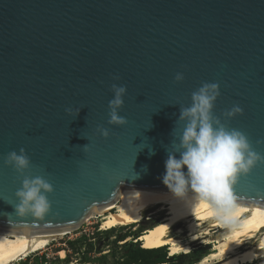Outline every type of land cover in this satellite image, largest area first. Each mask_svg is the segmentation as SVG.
<instances>
[{
	"label": "water",
	"instance_id": "1",
	"mask_svg": "<svg viewBox=\"0 0 264 264\" xmlns=\"http://www.w3.org/2000/svg\"><path fill=\"white\" fill-rule=\"evenodd\" d=\"M113 83L123 126L107 123ZM203 83L219 85L216 116L243 109L227 125L264 153V0H0V231L77 228L118 188L163 185L180 106ZM21 148L25 175L53 186L43 218L14 210L23 177L3 160ZM234 190L264 203V164Z\"/></svg>",
	"mask_w": 264,
	"mask_h": 264
},
{
	"label": "clouds",
	"instance_id": "2",
	"mask_svg": "<svg viewBox=\"0 0 264 264\" xmlns=\"http://www.w3.org/2000/svg\"><path fill=\"white\" fill-rule=\"evenodd\" d=\"M119 80V76L112 77ZM184 79L183 72H177L174 82ZM113 98L108 102L107 123L123 126L127 123L120 116L126 87L113 83ZM220 95L217 83H203L191 93L189 106H180V114L172 132L173 140L166 149L168 157L164 162L163 185L179 200L186 201L197 208H206L209 216L225 227L235 226V212L238 196L235 185L241 176L249 174L257 165L264 164V153L252 148L248 137L235 128H229L227 122L236 115H242L243 109L233 105L218 117L213 109ZM81 108L75 110L78 116ZM65 112L73 113L72 108ZM183 127L178 135L174 134L177 123ZM101 137L107 138L109 131L97 127ZM257 144L264 140H257ZM83 146V150L87 149ZM5 167H11L18 176H22L20 187L15 192L17 203L14 206L18 216L31 215L43 218L50 211V202L46 194L53 192V186L41 176L25 175L31 160L23 148L8 152L3 160Z\"/></svg>",
	"mask_w": 264,
	"mask_h": 264
},
{
	"label": "bare ground",
	"instance_id": "3",
	"mask_svg": "<svg viewBox=\"0 0 264 264\" xmlns=\"http://www.w3.org/2000/svg\"><path fill=\"white\" fill-rule=\"evenodd\" d=\"M162 211L163 216L137 238L145 247L167 246L170 255L188 253L200 239L212 250L198 264H250L258 259L264 264V203L239 196L235 226L225 227L206 208L175 198L163 185L131 184L118 188L110 203L84 215L77 228L94 217L106 228L137 224ZM77 228L46 234L0 231V264L20 260ZM58 253L64 256L62 249Z\"/></svg>",
	"mask_w": 264,
	"mask_h": 264
},
{
	"label": "rangeland",
	"instance_id": "4",
	"mask_svg": "<svg viewBox=\"0 0 264 264\" xmlns=\"http://www.w3.org/2000/svg\"><path fill=\"white\" fill-rule=\"evenodd\" d=\"M163 214L164 211L158 212L150 215L148 220L145 219L137 224L117 225L112 228L104 227L99 218L94 217L80 224L77 229L65 235L61 240L52 241L45 248L35 251L11 264H121L120 259L126 251L125 246L131 243L135 237L133 233L138 229L144 231L157 222ZM124 232L129 233L130 236H127L123 241L117 242L114 240L116 235ZM70 241H74V244H69ZM60 249L64 251L63 257L58 253ZM211 250V245H205L199 239V241L191 244L190 251H200L202 258ZM83 253L89 257L87 262H81L79 259ZM166 253L167 256L184 254L180 252L170 255L167 246ZM200 259L191 264H198ZM261 261L258 259L250 264H259Z\"/></svg>",
	"mask_w": 264,
	"mask_h": 264
},
{
	"label": "trees",
	"instance_id": "5",
	"mask_svg": "<svg viewBox=\"0 0 264 264\" xmlns=\"http://www.w3.org/2000/svg\"><path fill=\"white\" fill-rule=\"evenodd\" d=\"M142 229H138L133 238V241L125 246L126 251L121 257V264H191L195 263L201 258L200 251H190L183 255L167 256L166 246L149 248L141 244L138 240ZM129 233L124 232L115 236L114 240L119 242L123 241ZM69 244L73 245L74 241H70ZM77 249V248H76ZM81 262H87L89 257L84 253L79 257Z\"/></svg>",
	"mask_w": 264,
	"mask_h": 264
},
{
	"label": "snow or ice",
	"instance_id": "6",
	"mask_svg": "<svg viewBox=\"0 0 264 264\" xmlns=\"http://www.w3.org/2000/svg\"><path fill=\"white\" fill-rule=\"evenodd\" d=\"M201 219H203V217H201Z\"/></svg>",
	"mask_w": 264,
	"mask_h": 264
},
{
	"label": "flooded vegetation",
	"instance_id": "7",
	"mask_svg": "<svg viewBox=\"0 0 264 264\" xmlns=\"http://www.w3.org/2000/svg\"><path fill=\"white\" fill-rule=\"evenodd\" d=\"M205 244V243H204Z\"/></svg>",
	"mask_w": 264,
	"mask_h": 264
}]
</instances>
